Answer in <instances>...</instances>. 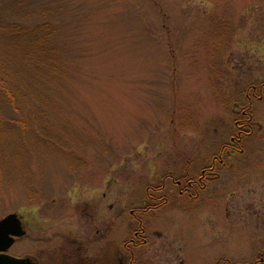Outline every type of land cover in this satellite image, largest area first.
Segmentation results:
<instances>
[{
    "label": "rangeland",
    "instance_id": "obj_1",
    "mask_svg": "<svg viewBox=\"0 0 264 264\" xmlns=\"http://www.w3.org/2000/svg\"><path fill=\"white\" fill-rule=\"evenodd\" d=\"M0 16L48 27L57 58L30 80L16 54L1 61L0 219L15 213L25 231L9 255L48 264V242L83 225L82 201L111 206L121 246L146 187L182 174L186 157L218 154L249 106L253 133L217 165L215 186L147 215L143 264L252 260L261 222L226 210L240 200V216L264 215V0H0Z\"/></svg>",
    "mask_w": 264,
    "mask_h": 264
},
{
    "label": "flooded vegetation",
    "instance_id": "obj_2",
    "mask_svg": "<svg viewBox=\"0 0 264 264\" xmlns=\"http://www.w3.org/2000/svg\"><path fill=\"white\" fill-rule=\"evenodd\" d=\"M263 83L262 85H264ZM250 89L256 91L254 85L250 87ZM250 108L249 106L244 107L241 111L240 118L235 119L234 127H236L237 131L235 135L229 137V142L221 146L218 154L213 155V153H211L210 160H206L205 163L202 157L198 156L196 160L194 159L195 164L193 163L194 160L186 157L182 174L177 176L175 173H166V176L161 178V184L156 186L149 184L146 187L144 192L145 195L139 198V205H137L134 210L129 211V213L133 215V224L135 225H133L134 227L132 226L129 234L130 236L123 240L121 246L116 247L114 245V226L111 224V206L108 204L106 210L104 208V211H102L103 209H98L95 202H89L88 204L86 201H82V204L85 203L82 211H75L78 217L84 220L83 225L81 224L78 226L79 228L76 230V235L72 234L71 231H63L61 233L62 237L60 238L62 242L57 246L50 245L48 241V244L46 242L48 264H143V256L145 255L143 254L145 251L144 248L148 245L152 235H154L149 232V228L147 229L148 225L145 224L146 222L144 220L147 218V215L154 214L157 210L164 209V207L168 205L177 207V205L181 204V201L176 202L178 198L184 199L182 204H188L189 202L198 203L202 195L207 192V189L215 186L212 184L215 183L219 177L217 165H224L226 159L230 162L229 157L236 156V153L242 154L244 148L240 144L247 136L253 133V116L249 111ZM224 154L226 156H224ZM85 191H87V189H85ZM106 195V192H102L100 195L88 193L85 195L68 196V199L95 196H102L105 198ZM54 200L57 199L54 198L50 201ZM239 201L240 200L234 205L235 209L238 211L235 209H228L226 210V215L232 213V218L249 224H253L252 219H254L257 220L259 224L261 222V225L264 227V215L261 213L258 214L257 212L256 214L255 212V214L252 215L251 211H249V217L240 216L241 214H238V203H241ZM79 202L80 201L76 203ZM242 206L246 207L245 203H242ZM101 216L103 219L99 221L98 218ZM18 217L20 220L21 217L19 215ZM263 227L254 226V228H257L256 231H261L259 241L264 239ZM260 228H263V230H260ZM22 237L15 238L13 245ZM175 251L177 250L175 249ZM27 258L36 264H46L39 260L38 257ZM50 259H52V261H49ZM251 259L252 260H249L245 257L238 258L236 256L229 257L226 254H221L212 264H264V243H262L261 250L256 251Z\"/></svg>",
    "mask_w": 264,
    "mask_h": 264
},
{
    "label": "trees",
    "instance_id": "obj_3",
    "mask_svg": "<svg viewBox=\"0 0 264 264\" xmlns=\"http://www.w3.org/2000/svg\"><path fill=\"white\" fill-rule=\"evenodd\" d=\"M49 36L48 27L37 26L25 32V27L21 24L15 22L9 25V22L4 21L0 16V42L4 45L1 46V50H6V54L8 51L16 54L19 62L26 68V75L29 80V72L39 76L41 69H49L51 72L57 69L56 54L51 46H47L50 45L49 42L47 43ZM8 56L7 54L6 57H0V69L2 60L10 61ZM4 70H1V73L6 72ZM7 72L8 75H11L9 71ZM24 96L29 100L27 93ZM0 99L5 100L4 96H1ZM10 100L13 101V97Z\"/></svg>",
    "mask_w": 264,
    "mask_h": 264
},
{
    "label": "water",
    "instance_id": "obj_4",
    "mask_svg": "<svg viewBox=\"0 0 264 264\" xmlns=\"http://www.w3.org/2000/svg\"><path fill=\"white\" fill-rule=\"evenodd\" d=\"M25 231L19 217L15 213L8 214L0 219V264H36L29 258H19L7 254L15 238L22 237Z\"/></svg>",
    "mask_w": 264,
    "mask_h": 264
}]
</instances>
